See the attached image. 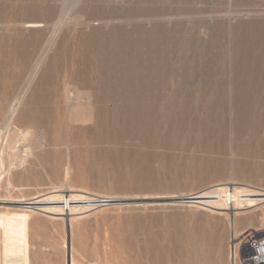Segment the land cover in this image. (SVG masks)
I'll return each mask as SVG.
<instances>
[{
    "label": "rangeland",
    "instance_id": "rangeland-1",
    "mask_svg": "<svg viewBox=\"0 0 264 264\" xmlns=\"http://www.w3.org/2000/svg\"><path fill=\"white\" fill-rule=\"evenodd\" d=\"M66 1L0 0V126L5 127L8 112L11 110L10 106L13 107L17 101L22 100V105L15 115L16 122L21 128L38 130V132L34 131L37 138L34 135L33 138L31 137L34 145L37 144L34 146L37 149L32 148L31 150L30 148L28 154L23 152L27 161L23 167L12 174L13 181L18 188L11 189V191L3 186L0 189V195L24 194L33 197L38 192L51 190L53 187L67 190L74 185L75 188L86 187L93 192L112 193L122 197L166 196L159 200L151 199V202L155 201L152 203L137 202L104 206L107 208L75 222L74 236L70 235V241H73L84 261L91 260L89 254L93 250H98L103 263L107 255L110 260L117 259L120 263L122 262L121 264H230L231 229L226 217L204 209L190 207L186 202L181 201L182 196L179 198H168V196L197 192L215 183L227 181L238 182L240 185L251 184L255 187H264V117H258L257 123L252 127L250 124L246 125L235 119L236 115L232 107L233 95H235L232 84L236 80L233 63L237 58L239 44L245 40V36L254 30H259V26H264V0H77V2L70 0L69 4L73 3L76 6L72 14L84 15L83 25L75 27L74 20H72L69 26L55 28L59 25L56 22L64 8L62 6L69 8L73 5L68 7L69 4L68 1L65 4ZM233 11L235 15L231 14ZM104 17L105 20H103ZM89 20L96 21L93 23ZM33 22H40L44 27L37 29L28 27V24ZM92 26L100 29L97 36L95 35L96 39L104 37V32H116L114 43L116 48H119L118 45L126 39L135 41L128 42L129 45L131 43L130 47L134 44L132 49L126 47L125 56L128 59L134 58L137 62L141 60L145 67L149 66L148 63L155 62L156 64L153 65H157L156 70L160 65L158 72L155 71L153 75L147 68L142 71V74L146 72L147 75L146 73L144 76L140 74L143 80L150 78L151 75L149 81H151V86H155V89L154 86L150 87L147 93L150 99L147 101L148 104L152 105V102H156L155 97L160 92L156 90L160 88L159 83L167 81L169 84L166 92L174 93V89H171L177 88L176 81L184 78L175 80V78H170V73L174 72L178 75V70L184 66L179 76L185 75L187 81H180L182 88L175 89L179 94H183V97H180L181 100L179 99L181 104H175V111L172 108L169 109V106L165 109L167 114L162 112L164 114L160 120L161 125L155 130L156 133L129 136L122 125H116V123L103 125L94 120L96 123L93 121L89 123L90 125L78 124L79 130L76 131L75 127L71 129L72 132L74 131L73 135L77 132L78 135L63 141V137L59 138L56 131H64L66 125L53 120L49 121V124L45 122L47 121L45 115L48 104L44 95L49 88H53L52 80L59 72L58 69L71 68L72 56H81L79 47L82 37L86 35L90 37L94 34ZM243 26L246 27L243 28ZM56 32H60V35L58 36ZM56 36H58L57 39ZM51 39H54L52 46ZM79 41L80 45H78ZM138 42L142 44L139 43V45ZM74 46L77 48V51H73L75 55L71 50L76 49ZM84 48L87 47L84 45ZM181 51H185L187 55L183 56ZM164 54L170 55H167V58ZM185 55L187 58L185 60L188 61L182 64L180 62ZM169 58L171 60H168ZM174 59L180 65L174 63ZM159 60L163 62V66ZM39 63L41 67L35 74ZM63 64L67 67L64 68ZM201 66L203 72L198 70ZM168 67L171 68L168 69ZM163 68L164 71L168 70L165 72L166 76L163 75ZM188 71L189 74L192 72L193 78L190 75L187 76ZM156 75L160 76V80ZM154 77H157V80ZM203 80H205L204 84ZM214 80L217 81L216 85H214ZM188 81L191 83L189 84ZM192 86L198 91L195 88L192 89ZM188 89L192 90L191 93L195 91L196 95L194 96L193 93L188 95ZM185 92L188 95L186 98L184 97ZM204 94L205 96L207 94L206 98ZM168 96L164 91V97ZM191 96L193 98H189ZM153 104L157 106V103ZM4 111L8 114L6 117L2 115ZM168 112H171L169 113L170 119ZM54 115L56 116L57 113ZM36 117H39L40 121L33 122L37 120ZM131 128L133 130L135 127ZM241 129L243 132L240 131ZM36 135H41V140ZM22 141L24 140L20 139V143ZM260 200L259 193L250 186L245 185L239 190V206H252ZM65 207L64 211L67 210ZM260 214L262 215V211H257L255 218L244 226H259L264 221L263 217L260 222ZM63 216L68 215L65 213ZM63 224V219L54 221L43 213L24 215L19 210L7 212L0 209V264H12L9 245L3 242L8 239L12 244L27 242L31 248L45 249L50 254L47 260L41 258L35 264H49L50 262V264L52 262L62 264L64 261L63 248L60 245L57 251L51 245H59L63 242ZM244 226L242 225L241 229Z\"/></svg>",
    "mask_w": 264,
    "mask_h": 264
},
{
    "label": "bare ground",
    "instance_id": "bare-ground-1",
    "mask_svg": "<svg viewBox=\"0 0 264 264\" xmlns=\"http://www.w3.org/2000/svg\"><path fill=\"white\" fill-rule=\"evenodd\" d=\"M67 1H68V4H69L70 0H67ZM67 1L65 2V4L67 3ZM74 2H75V0H74ZM76 2H77V0H76ZM71 4H73V3H70L68 5V7ZM256 5L258 6V4H256ZM74 6H75L74 4L72 6H70L69 8H66L65 6H62V8L63 7L64 8L61 10L62 12H61V14H59L58 21L56 22L60 26L56 25L55 28L56 27L60 28V27H63L65 25L69 26V24L71 23L72 20H74V23L76 25L75 27H78V25L81 26V24L83 25L82 21H83L84 15H81V14H78V13L75 14V15L72 14L73 9L76 7V6L75 7ZM245 6H246V4H245ZM137 8H138V6H137ZM95 9H97V8H95ZM246 10H248V9H246ZM250 10H252V8ZM77 12H78V10H77ZM257 12H256V14H257ZM226 13H229V12H226ZM158 14H160V13H158ZM177 14H178V12H177ZM231 14H234V11ZM251 15H253V14H251ZM131 18H133V17H131ZM103 20H105V17H104ZM115 20H114V22H115ZM89 21L92 22L93 20H89ZM95 21H93V23ZM258 21H259V19H258ZM86 22H87V19H86ZM91 22H89V23L91 24ZM190 22H191V20H190ZM107 24L108 23H106V25ZM114 25H116V24H114ZM226 25H228V24H226ZM42 26H43V24L40 23V22H33L31 24H28V27H32V28L36 27V29L38 27H42ZM25 27H26V25H25ZM104 27H107V26H104ZM117 27H119V26H117ZM245 27L243 26V28H245ZM259 27H260L259 30H257V31L254 30V32H251V34L246 35L245 36V40H243V42H241L239 44V48H238V52H237V56H236L237 58H236V61L234 60L235 63H233L234 64V69H235L236 80H234L235 82L233 81L234 83L231 82V83H233L232 87L234 88L232 90L235 91V93H234L235 95H233L234 96V101L232 103L233 104L232 107H233L234 113L236 115L235 119H237L240 123H245L246 125L250 124V125H252V127L255 125V123H257V120H258L257 118L258 117H260V116L264 117V110H263L264 109V26L261 25ZM254 28H255V26H254ZM117 29L119 30V28H117ZM140 30H142V29H140ZM252 30H250V31H252ZM53 32L55 34V30H53ZM99 32H100V29L94 28V34L92 36L86 37L87 36L86 35L85 37H82V43H81V46L79 47V52H80L81 56H79L78 54H76V55H78V57H74V56L71 55L73 57L72 61H71V65H72L71 68H69V69H67V68L63 69L62 68L63 70L62 69L60 70V68H59L58 69L59 72L57 73L56 77H54V79L52 80V83L54 85V86L52 85L53 88H51V89L49 88L48 91L46 92V94L44 95L45 101L48 104V105L45 104V105H47L46 106L47 107L46 108V115L47 114L48 115L46 116L45 114H43V115H45V120H47L45 122L48 123L49 121L52 122L51 120H53V121H57V123H61V124L63 123V125L64 124L66 125V129L64 131L63 130L59 131V132L56 131L58 133L57 135L59 136V138L63 137V141H65V140L67 141V139L69 140V137H72V136L76 137L78 135L77 134L78 132L73 135L72 133H74V131L73 132L71 131V129L73 130L74 127H75L76 131L79 130L78 128L80 126L78 124H85V125L87 124L88 125L89 123H92L94 120H97L99 124H103V125H109V124H112V123H116V125L117 124L118 125H122V126L125 127L124 131H126V133L129 134V136L132 135V134H137V135L150 134V133L155 132V130H157L159 128V126L161 125L160 120H161L162 114L165 113V109L166 108H169V106H170L169 109L172 108L174 110V107H176L175 104H177V105L181 104L179 99H180V97H183V94L181 93L182 94V96H181V94H179V92H177L175 89H177L178 87L182 88V85H181L180 81H182V80H184V81L186 80L187 81V79H185V77H186L185 75L182 76V77L179 76V72H181V73L183 72L181 70H183L182 68L184 66L183 67L180 66V67H182L181 70L177 69L179 71L178 75L176 73H174V72L172 74L170 73V78H175V80L184 78V79H181L180 81L179 80L176 81L177 88L176 87L175 88L171 87L172 89L170 88L171 90L174 89V93L170 92L171 94H168V92H166L167 85L169 84V83H167V81L164 82V83H159L160 82L159 81L158 83H159V87L161 89L160 88L156 89L157 92H158V90H160L159 93H157L155 91V94L157 93L156 97L154 96L156 102H152V105L148 104L147 101L149 99V94H147V93L150 90V87H153L154 85L151 86V83H150L151 81H149V79H151V75H150V78L148 77V79H145V80L141 79V77H143L144 74L146 73L145 72L144 74H142V71L144 70V68H147L150 71V73L152 74V73H155V71L160 69L159 68L160 65H159L158 69L156 70V66L157 65H153V64H156V63L155 62L153 63L151 60L150 61L153 64L148 63L149 66L145 67V65L141 62V60L139 62H137L136 59H134V58L133 59H128L125 56L126 47L128 46V49L129 48L132 49L131 47L134 46V44L130 47L131 43L129 45L128 42H132L133 43L135 41H133V40H130V41L128 40L127 41V39H126V41L124 40V41L121 42L120 45H118L119 48H116L115 44H114L115 41H116V39H115L116 32H113V33L112 32H110V33H105L104 32V34H105L104 37H102L100 39H96L95 35L97 33H99ZM119 32H121V31H119ZM56 33H58V36L60 35L59 34L60 32H56ZM58 36H56V39H57ZM53 37H55V36H53ZM75 39H73V40H75ZM70 41H71V38H70ZM53 43H54V39H51V46H52ZM139 43L142 44V42H138L137 44H139ZM155 43H156V41H155ZM78 45H80V41H79ZM84 45L87 48H84ZM88 45H89V48H88ZM149 45H151V44H149ZM156 45H158V44L156 43ZM48 46H50V45H48ZM183 46H185V45H183ZM141 47L143 49V46H141ZM135 48H137V47H135ZM71 50H72V52L73 51L75 52V50L77 51V48L74 49V50L73 49H71ZM137 50H138V48H137ZM144 50H146V49L144 48ZM185 50H187V49H185ZM174 51H175V49H174ZM174 51H172V53ZM149 52H150V50H149ZM162 52H164V51H162ZM162 52L160 54H162ZM188 52H189V50H188ZM140 53H141V51H140ZM181 53L183 54V56H184V54H186L185 51H183V52L181 51ZM138 54H135V55L138 56ZM175 54H177V53L175 52ZM73 55H75V53ZM167 55H165V56H167ZM186 55H185L184 58L182 57L183 60L180 63L185 64L186 63L185 61H188V60H185V59H187ZM127 56H129V55H127ZM158 56L160 58L159 54H158ZM168 56H167V58H168ZM139 57H141V55ZM145 57L147 58L146 55H145ZM167 58H166V60H167ZM140 59H142V57ZM175 59H176V57H175ZM175 59H174V63H176ZM152 60H154V59H152ZM168 60H171V58H169ZM231 60H232V58H231ZM154 61H156V60H154ZM65 63H67V62H65ZM159 63H161V65H162L163 62L160 61ZM166 63H168V61ZM180 63H178V64L176 63V64L180 65ZM170 64H173V63L170 62ZM40 65H41V63H39L37 65V67L35 69V72H34L35 74L37 73V71H39V68L41 67ZM150 65H152V66H150ZM63 66H64V64H63ZM65 67H67V66H64V68ZM169 68H171V67H168V69ZM174 68H177V67H174ZM199 68H201V69H198V70H201V72H203L202 71V66L199 67ZM52 69H53V67H52ZM161 71H159V72L162 73ZM163 71H164V68H163ZM166 71H168V70H166ZM166 71H164L163 75L166 74L165 73ZM197 72H199V71H197ZM207 72H208V70H207ZM207 72H205V74ZM186 73H188L187 76L188 75L191 76L192 72L190 74H189V71L186 72ZM140 74H142L143 76H140ZM157 74H159V73H157ZM193 74H194V72H193ZM200 74H202V73H200ZM207 74H209V73H207ZM146 75H147V73H146ZM168 77H167V79H169ZM199 77H200V75H199ZM156 78L154 77V79H156ZM163 78H164V76H163ZM191 78H193V77L191 76ZM157 79L160 80V76ZM197 79H200V78H197ZM233 79H235V78H233ZM165 80H166V78H165ZM220 80H219V83H220ZM199 81H197V82H199ZM204 81L205 80H203V84H204ZM216 82L217 81H215L214 85H216ZM154 83H156V81ZM173 83H174V81H173ZM183 83H185V82H183ZM190 83L191 82H189V84ZM192 83H193V81H192ZM228 83L230 84V81ZM170 84H171V82H170ZM229 84H228V86H230ZM186 85L189 87L188 84H186ZM192 85H194V84H192ZM198 85L201 86L200 83H198ZM221 85H222V83H221ZM210 87L212 88L213 86H210ZM194 88L195 87H193L192 89H194ZM219 88H220V86H219ZM227 88H230V87H227ZM154 89H155V86H154ZM207 89H208V87H207ZM213 90H215V89H213ZM224 90H225V88H224ZM164 91H165V93H167V95H169L168 97H164ZM190 91H192V90H190ZM190 91L188 89V95L191 93ZM199 91H200V89H199ZM221 91H222V89H221ZM153 92H154V90H153ZM194 92H192V93L194 94ZM192 93H191V95H192ZM188 95H187L186 92L184 93V97L185 98ZM195 95H196V93L194 94V96ZM218 95H220V94H218ZM218 95H216V96H218ZM222 95H223V92H222ZM201 96H199V97H201ZM204 96H205V94H204ZM204 96H203V98H204ZM206 96H207V94H206ZM206 96H205V98H206ZM218 97H220V96H218ZM189 98H193V97L191 96ZM197 99H198V97H197ZM198 100L200 101V99H198ZM206 100H205V102H206ZM211 100H210V102H211ZM192 101H193V99H192ZM153 103H157V106L154 105ZM206 103H208V102H206ZM201 104H203V102ZM21 105H22V100L17 101V103L13 107L11 105L10 106L11 110L9 108L10 111L8 112L9 116H8V118H6L7 121H6L5 127H2V125L0 126V189L3 186H6L9 190L18 188V185L15 184L14 181H13V175L12 174L14 173V171L18 170L20 167H23V165L26 163L27 158L23 155V152L28 154V151H30V148L32 150V148H36L34 146L37 145L36 143H35L36 145H34V142L32 141L31 137L33 135L35 137V134H36L35 132H38V130H34V129L31 130L30 128H21L20 125L15 120L16 112L18 111V109H19V107ZM212 105H214V103H212ZM207 106H208V104H207ZM200 110H202V109L200 108ZM225 110H227V109H225ZM54 111H56V112H54ZM163 111H164V113H162ZM167 111H169V110L167 109ZM170 111H172V110H170ZM53 112L57 113V115L55 116ZM169 113H171V112H168L169 119H170V114ZM184 113H185V111H184ZM165 114H167V113H165ZM2 115H4L6 117V115H8V114L6 113V111H4ZM210 117H211V115H210ZM41 118L43 119L44 117L42 116ZM173 118H174V116H173ZM36 119L37 120H34L33 122L40 121L39 117H36ZM183 119H184V117H183ZM222 119H223V117H222ZM200 121H202V120L200 119ZM224 121H225V119H224ZM94 122L96 123V121H94ZM81 127H82V125H81ZM131 127H135V128L132 130ZM164 128H166V127H164ZM230 128H231V126H230ZM86 129H87V127H86ZM217 129H219V128H217ZM242 129L240 130L241 132H243ZM249 129H250V127H249ZM245 130H247V129H245ZM39 132H41V131H39ZM121 132H123V131L121 130ZM82 133H84V132H82ZM159 133H161V132H159ZM236 133H237V131H236ZM37 134H39V133H37ZM221 134H219V135H221ZM163 135H164V133H163ZM231 135H232V133H231ZM36 136H39V135H36ZM191 137H193V136H191ZM261 137H262V135H261ZM35 138H37V137H35ZM38 138H39V140H41V135ZM20 139L24 140V141H22V143H20ZM233 139H235V138H233ZM57 140H58V138H57ZM57 140H56V142H57ZM219 140L221 141V139H219ZM245 140H248V139H245ZM35 141H38V140H35ZM41 142H40V144H41ZM228 142H229V140H228ZM240 142H242V141H240ZM63 143H65V142H63ZM219 143H221V142H219ZM40 144H38V146ZM53 144H55V143H53ZM60 144H62V142ZM65 144H67V143H65ZM173 144H174V142H173ZM217 144H218V141H217ZM55 146H56V144H55ZM39 147H41V146H39ZM214 147L212 149L215 151ZM223 147H225V145ZM230 147H232V145ZM31 152H33V151H31ZM257 155H258V153H257ZM216 162H217V160H216ZM224 162H226V161L224 160ZM211 163L212 162H210V164ZM222 163H223V161H222ZM221 165H223V164H221ZM218 169H219V167H218ZM245 185L248 186V187L250 186L251 188L255 189L259 193V195L261 197V200L259 202H257L256 204H254L252 206H248V207L239 206L240 204L238 202L239 190ZM245 185H240L238 182H231V183L228 182V181L227 182H219V183H215V184H213V185H211V186H209V187H207L205 189H202L200 191H197V192H190L189 194H182V195H178V194L177 195H170V196H168V198L169 197L170 198H176V197L179 198L180 196H182L183 199H181V201L186 202L188 204V206H190V207H196V208H199V209H204V210L210 211L211 213L224 215L226 217V219L228 220L229 226H230V229H231L230 242H231V246H232L231 247L232 248L231 251L233 253L234 245H236V247H238L239 242H238L237 239L244 232V230H247V229L260 230L261 226L263 224V223H260L259 226H256V227H254L252 225H249V226H246V227L244 226L246 223L251 222V220H253L255 218L257 211H262V215L260 214L261 215L260 222H261V220L264 217V187H261V186L255 187V186H253L251 184H245ZM260 191H263V192H260ZM65 192H67V194H65ZM111 194L112 193H108V194L106 193L105 194V193H102V192L101 193L93 192L92 190H90V189H88L86 187L75 188L74 185H73V187H69V189H67V190L64 189V188H60V187H58V188L53 187V189H51V190H47V191H44V192H38V194L33 196V197H28L27 195H24V194L23 195H18L17 194L16 196L12 195V194L8 195V196L0 195V209H4V211H7V212H11V210H15V211L19 210L24 215H32V214H37V213H43V214H45V216H48V218H50V219H52L54 221L63 219V221H64V224H63V232H64L63 233V242L61 244H59V245H57V244H52L51 245L53 248H55L54 250H57V251L60 248L59 247L60 245H61V248H63L64 261L62 262V264H121L122 262L120 263L117 259H114L113 261L110 260V257L107 256V255H106V258H105L106 259L105 263H103L102 262V257L100 255V253H98V250L97 251L93 250L89 254L90 257H91V260L84 261L82 259L83 256L78 252V250L75 247L73 241L72 242L70 241V235H72V237L74 236L73 235V231H74L75 222L78 221V220L84 219L86 217H89L90 215L95 214V213H97L99 211L104 210L105 208H107V207H104V206H107V205H111V204L112 205H116V204L123 205V204L137 203V202L148 203V202H151V199L159 200V198H166V196H143V197H138V196H134V197H130L129 196V197H127L126 196V197H122V196L113 195V194L111 195ZM187 198H193V199L187 200ZM162 200H166V199H162ZM152 202H155V201H152ZM65 205H67V207H65ZM64 207L67 209L66 211H64ZM65 213H66V215H68L67 217L63 216V214H65ZM242 225L244 227H242V229H241ZM3 242L9 245L10 256H11V259H12V264H18V263L35 264V262H38L41 258H43V259L47 258L48 259V257L50 256V254L47 253L45 251V249H41L40 248V250L39 249L35 250V248H31L28 245V243L24 242V241L19 242L18 244H14V243L12 244V242L8 239L7 241L3 240ZM231 257H232V259H230V264H243L242 263V259H239L238 254H237L235 262H234V255L233 254H232ZM52 264H55V263L52 262Z\"/></svg>",
    "mask_w": 264,
    "mask_h": 264
},
{
    "label": "built area",
    "instance_id": "built-area-1",
    "mask_svg": "<svg viewBox=\"0 0 264 264\" xmlns=\"http://www.w3.org/2000/svg\"><path fill=\"white\" fill-rule=\"evenodd\" d=\"M190 199L193 198H187V200ZM237 240L238 247L234 245L233 253L230 250V258L232 259L233 254L234 262L238 254L243 264H264V221L260 230H244Z\"/></svg>",
    "mask_w": 264,
    "mask_h": 264
},
{
    "label": "water",
    "instance_id": "water-1",
    "mask_svg": "<svg viewBox=\"0 0 264 264\" xmlns=\"http://www.w3.org/2000/svg\"><path fill=\"white\" fill-rule=\"evenodd\" d=\"M191 197V196H190Z\"/></svg>",
    "mask_w": 264,
    "mask_h": 264
}]
</instances>
